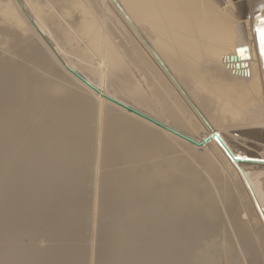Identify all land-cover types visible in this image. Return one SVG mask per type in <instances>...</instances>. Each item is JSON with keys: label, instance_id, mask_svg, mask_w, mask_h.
Instances as JSON below:
<instances>
[{"label": "bare ground", "instance_id": "bare-ground-1", "mask_svg": "<svg viewBox=\"0 0 264 264\" xmlns=\"http://www.w3.org/2000/svg\"><path fill=\"white\" fill-rule=\"evenodd\" d=\"M262 21L264 0H0V264L228 242L264 264Z\"/></svg>", "mask_w": 264, "mask_h": 264}, {"label": "rangeland", "instance_id": "rangeland-1", "mask_svg": "<svg viewBox=\"0 0 264 264\" xmlns=\"http://www.w3.org/2000/svg\"><path fill=\"white\" fill-rule=\"evenodd\" d=\"M200 136H202V134ZM91 198H92V196H91ZM91 198H89V199H91ZM91 220H92V217H91ZM95 231H96V229H95ZM94 234L95 233H94L93 230L91 231V233H89V238L91 237V240L90 241H92V238H93V235ZM27 241H28V239H25L24 240V243H27ZM40 245H43V242L42 241H40ZM95 245H96L95 239H94V244H92L91 242H88V244H87L88 247L87 248L89 249V254L90 255L92 254L91 253V249ZM230 248L233 249L231 253L228 252V250ZM203 255H204V253H196L195 260L197 261V263L200 262V260H201L200 257L203 256ZM237 256H238L237 255V250H236L234 244L232 242H228L227 247L220 252L219 257H218V260H217V256H214V259H216V261H217L218 264H224V263H226V260L228 261V264H240V260L241 259L238 257L240 259V260H238L237 259ZM231 259L233 260V262L231 261ZM242 263H243V261H242Z\"/></svg>", "mask_w": 264, "mask_h": 264}, {"label": "snow or ice", "instance_id": "snow-or-ice-1", "mask_svg": "<svg viewBox=\"0 0 264 264\" xmlns=\"http://www.w3.org/2000/svg\"><path fill=\"white\" fill-rule=\"evenodd\" d=\"M256 31L259 34L260 51L264 55V21L261 22Z\"/></svg>", "mask_w": 264, "mask_h": 264}, {"label": "water", "instance_id": "water-1", "mask_svg": "<svg viewBox=\"0 0 264 264\" xmlns=\"http://www.w3.org/2000/svg\"><path fill=\"white\" fill-rule=\"evenodd\" d=\"M137 112V111H136ZM139 114V113H138ZM217 138V136H215ZM234 160L236 161V158H234Z\"/></svg>", "mask_w": 264, "mask_h": 264}]
</instances>
